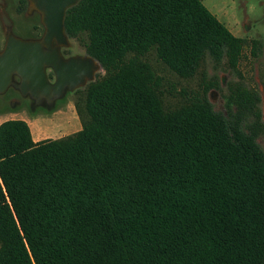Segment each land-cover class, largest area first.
Returning a JSON list of instances; mask_svg holds the SVG:
<instances>
[{
    "label": "trees",
    "instance_id": "1",
    "mask_svg": "<svg viewBox=\"0 0 264 264\" xmlns=\"http://www.w3.org/2000/svg\"><path fill=\"white\" fill-rule=\"evenodd\" d=\"M64 25L106 75L75 103L74 134L34 142L26 121L0 124V264H264L256 134L207 103L166 112L142 60L156 50L191 78L207 53L235 69L261 42L203 0H80ZM259 100L230 97L258 120Z\"/></svg>",
    "mask_w": 264,
    "mask_h": 264
},
{
    "label": "rangeland",
    "instance_id": "2",
    "mask_svg": "<svg viewBox=\"0 0 264 264\" xmlns=\"http://www.w3.org/2000/svg\"><path fill=\"white\" fill-rule=\"evenodd\" d=\"M203 2L235 36L247 41L259 40L262 46L258 57H252L250 46H245L243 57L238 67L234 69L230 67L226 56L216 60L207 53L196 74L191 78H182L172 72L158 59L156 50L147 53L142 60L148 62L162 79L160 95L166 112H174L200 102L207 103L229 124L238 121L246 134H256L257 143L264 151V0H203ZM17 4L18 0H4L2 8L0 4V51L4 49L9 33L23 38L40 36L43 33L41 14L31 8V2L28 0V10L22 15L16 13ZM3 12L7 18H4ZM5 19L11 21L12 28L9 29V26L5 25ZM34 26L37 29L36 33L32 29ZM65 47L69 48L73 58L87 57L84 45L77 39H72ZM56 48L61 58L65 60L59 47ZM133 56L131 54L129 58ZM48 70L52 69H46L47 75ZM105 75L106 72L101 65L95 71L93 79H88L85 86L75 91L67 89L52 106L46 100L37 104L30 96H23L15 86L20 84V79L15 77L16 84L5 94L0 95V121L4 118L36 120L40 128L51 136L48 139H59L74 134L82 128L75 103L80 97L84 98V89L89 83ZM55 81L56 77L53 81L49 80L51 84ZM239 88L255 93L259 97L260 120L250 112L240 116L238 107L231 103L230 97ZM72 116L76 117V120H73Z\"/></svg>",
    "mask_w": 264,
    "mask_h": 264
},
{
    "label": "water",
    "instance_id": "3",
    "mask_svg": "<svg viewBox=\"0 0 264 264\" xmlns=\"http://www.w3.org/2000/svg\"><path fill=\"white\" fill-rule=\"evenodd\" d=\"M29 1L31 8L41 14L45 34L39 40L23 39L12 33L7 35L5 47L0 51V95L16 84V77L20 79V84L15 86L23 96H30L37 104L46 100L52 106L67 89L75 91L85 86L101 64L89 56L65 61L53 46L54 40L67 44L64 25L66 12L80 0ZM5 25L10 26L7 19ZM47 68L55 73L56 81L53 84L49 82Z\"/></svg>",
    "mask_w": 264,
    "mask_h": 264
},
{
    "label": "flooded vegetation",
    "instance_id": "4",
    "mask_svg": "<svg viewBox=\"0 0 264 264\" xmlns=\"http://www.w3.org/2000/svg\"><path fill=\"white\" fill-rule=\"evenodd\" d=\"M2 3L1 4V8L4 7V0H1ZM3 5V6H2ZM28 10V0H18V4H17V7H16V13L18 15H22L23 13H25V11ZM3 16L4 18H7L5 13L3 12ZM10 21V20H9ZM42 23V22H41ZM43 25V24H42ZM13 24L11 23L10 21V26H9V29L10 27L12 28ZM44 26V25H43ZM33 29V32L36 33V26L32 27ZM45 34V27H43V33L40 35V36H33L31 38H23V37H20L18 35H16L17 37H20V38H23V39H31V40H39V39H42V37L44 36ZM67 35V34H66ZM41 37V38H40ZM68 37V36H67ZM71 41V39H69L68 37V40H67V44H64V43H60L58 42L57 40H54L53 42V46L55 47H59V49L61 50V55L63 56V58L65 60H69L71 58H73L74 56L71 55L70 51H69V48L65 47L67 45H69V42ZM48 79L53 81L55 80V73L52 71V70H48Z\"/></svg>",
    "mask_w": 264,
    "mask_h": 264
},
{
    "label": "crops",
    "instance_id": "5",
    "mask_svg": "<svg viewBox=\"0 0 264 264\" xmlns=\"http://www.w3.org/2000/svg\"><path fill=\"white\" fill-rule=\"evenodd\" d=\"M72 119L76 120V117L72 116ZM5 120L6 119L4 118L3 121H0V124L5 122ZM6 121H8V120H6ZM26 122L30 126L34 142H40V141L46 140L48 138H51V136L49 135V133L47 131H44L43 129L40 128L38 121L35 120V121H26ZM80 130L81 129H79V131Z\"/></svg>",
    "mask_w": 264,
    "mask_h": 264
}]
</instances>
